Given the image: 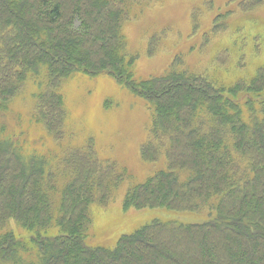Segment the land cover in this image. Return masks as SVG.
<instances>
[{"label": "trees", "instance_id": "trees-1", "mask_svg": "<svg viewBox=\"0 0 264 264\" xmlns=\"http://www.w3.org/2000/svg\"><path fill=\"white\" fill-rule=\"evenodd\" d=\"M154 1L0 0V117L34 78L35 119L59 140L63 83L76 74L109 76L151 111L141 158L165 162L128 191L124 210L207 220H154L112 248L88 244L93 206L112 201L125 173L90 146L63 161L60 185L46 161L25 160L0 126V264H264V33L230 25L233 11L220 14L203 36L202 46L220 33L201 72L177 60L165 76L138 81L122 29L137 5ZM261 3L243 0L239 8L249 16ZM201 12L193 11L194 33Z\"/></svg>", "mask_w": 264, "mask_h": 264}, {"label": "rangeland", "instance_id": "rangeland-1", "mask_svg": "<svg viewBox=\"0 0 264 264\" xmlns=\"http://www.w3.org/2000/svg\"><path fill=\"white\" fill-rule=\"evenodd\" d=\"M211 1L212 8L204 5ZM242 1L155 0L137 5L132 19L122 29L127 52L137 59L135 79L163 77L177 60L180 63L178 68L201 72L212 58V48L219 41L220 33L204 46L203 36L211 31L220 14L233 11L235 14L228 21L230 25L237 24L246 33H264V0L249 16L240 11ZM195 8L202 11L196 33L192 23ZM38 84L34 78L28 80L24 90L13 99L7 114L0 117L4 137L17 144L23 158L43 159L47 170L58 173L59 183L64 185L63 161L68 160L71 152L92 146L100 160L117 163L126 175L106 207L93 206V226L88 244L112 248L121 236L132 234L154 220L186 224L207 220L200 213L161 208L124 210L123 202L128 191L165 169L164 161L150 164L141 158L140 150L148 139L152 122L151 111L142 99L109 76L93 78L76 74L67 79L59 91L64 98L67 118L64 136L57 140L35 119V95L40 91ZM15 228V223L11 222L7 230Z\"/></svg>", "mask_w": 264, "mask_h": 264}]
</instances>
